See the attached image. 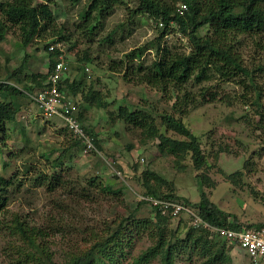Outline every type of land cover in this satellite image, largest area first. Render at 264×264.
Here are the masks:
<instances>
[{
	"label": "rangeland",
	"instance_id": "rangeland-1",
	"mask_svg": "<svg viewBox=\"0 0 264 264\" xmlns=\"http://www.w3.org/2000/svg\"><path fill=\"white\" fill-rule=\"evenodd\" d=\"M87 5V0L76 3L55 0L51 9L58 26H64L67 35H71L69 42L61 43L69 68L65 80L69 84L83 82L76 96L70 91L68 93L80 104L83 124L97 134L101 149L84 153L81 147L72 146L59 174L62 181L71 184L79 179L100 177L104 184L121 189L123 195L117 201L116 198L100 197L88 188L89 192L92 191L90 199H82L83 207L74 209L66 189L51 192L47 186H34L36 177L44 173L51 175V162L76 141L64 131L65 125L60 118L46 120L41 117L32 98L36 89L25 91L26 95L17 100L20 107L17 121L7 126L4 157L0 155L2 175L14 182L8 190L1 192L7 201L0 211V264H36L17 254V246L22 245V241L10 229L14 221L22 222L28 228L47 231L50 237L45 238L44 246L52 255L53 262L67 264L68 256H72L70 253L79 252L72 247L80 246L79 250L89 245L87 233L105 220L129 213L154 218L156 210L140 202L143 195L138 177L147 168L172 182L178 197L199 203L204 194L229 215L230 222L236 219L241 225L261 224L264 227V135L261 128L264 125V71L259 72L257 78L262 91L261 108L253 103L254 92L249 96L241 86L222 83L217 76L207 82L192 80L188 84L187 90L199 104L183 116V122L199 138L207 166L201 171L196 170L190 157L177 166L173 157L160 152L157 139H145L140 129L120 120L118 110L126 107L131 111L147 112L154 118L155 126L164 133L161 116L174 112L175 98L139 85L132 70L130 78L134 77L133 82H127L124 75L132 63H126V56L135 49L150 48L158 43L162 49L188 54L189 41L175 33L160 38V25L146 15L134 14L138 7L136 0L117 6L100 24L98 33L89 37L84 33L81 19ZM108 36H111L110 41ZM18 39L13 30L0 43V82L15 84L22 89L29 85L23 75L48 72L50 60L45 45L51 43V37L36 39L26 48L18 44ZM242 41L241 54L247 65L264 68V37L255 41L245 37ZM70 43L74 47L71 50ZM86 53L93 58L91 63L81 62ZM155 58L156 50L146 51L142 63L148 66ZM24 59L23 75L15 80L11 76L23 65ZM113 63H121L118 71L110 70ZM134 63L136 66L137 62ZM211 87L217 93L216 99L211 102L202 100V94ZM89 91L100 93V98L96 99L98 102L84 101L83 93ZM244 94L250 98H244ZM0 101H3L1 97ZM168 134L183 139L173 132ZM3 161L9 163L6 170L3 169ZM135 165L138 166L137 172L133 171ZM202 175L207 176L210 182L202 183ZM181 218L187 219L185 216ZM178 221L176 218L171 228L175 229ZM152 244L153 239L145 235L136 241L132 254L140 255ZM244 255L235 250L229 254L232 261L226 264H253ZM201 263L202 259L196 258L191 262L184 258L177 261V264ZM151 264H159V261Z\"/></svg>",
	"mask_w": 264,
	"mask_h": 264
},
{
	"label": "trees",
	"instance_id": "trees-1",
	"mask_svg": "<svg viewBox=\"0 0 264 264\" xmlns=\"http://www.w3.org/2000/svg\"><path fill=\"white\" fill-rule=\"evenodd\" d=\"M78 2V0H72ZM126 1L134 0H87V9L81 14V28L89 37H94L99 30L100 24L112 14L117 6ZM138 7L134 11L136 15H146L162 27L161 37L175 33L185 37L190 44L188 54H177L168 48H161L160 43L150 48H139L127 54V67L124 78L127 82H133L132 74L139 85L153 88L163 94L174 96V112L165 113L161 116V126L165 132L155 126L154 118L142 110L131 111L126 107H120L118 116L126 125L140 129L145 139H157L158 148L163 155L175 159L176 165H180L188 157L191 158L193 167L201 171L207 166L206 155L202 149L199 138L185 125L183 116L190 109L197 108L199 101L187 90L188 84L194 80L196 83L210 81L217 76L222 83H235L241 86L247 95L254 92V104L262 107V91L257 82L258 73L264 68L259 65L250 68L241 54L242 39L249 37L251 40L264 37V0H136ZM180 2V4H179ZM55 0H0V43L5 40L9 31L15 32L19 38L18 43L26 48L36 39L51 37V43L45 45L49 57V69L46 74L23 75V65L15 70L11 77L15 80L20 76L27 80L29 85L20 89L15 84L0 82V155L4 157V141L7 139V126L17 121L20 107L17 100L26 95L25 91L35 92L47 87V79L53 67L62 54L60 50L50 51L49 48L55 43L69 42L71 35L64 26H58L51 6ZM179 4V7H178ZM185 4L187 9L183 12L180 5ZM108 41L111 36H108ZM106 41V40H104ZM107 42V41H106ZM70 43L69 49H73ZM156 50L155 60L148 66L142 63L146 51ZM93 58L84 54L81 62L91 63ZM134 62H137L134 66ZM121 63H113L110 67L112 72L118 71ZM115 70V71H114ZM20 80V79H18ZM83 82L67 80L61 83L63 91H70L77 95ZM33 86L35 88H33ZM213 87L202 94V100L214 101L217 93ZM92 91V90H91ZM83 99L87 103H95L100 93H83ZM244 94V98L248 99ZM9 99V101H7ZM263 117V114H261ZM81 113L78 119L83 123ZM263 135H264V125ZM64 131H68L65 127ZM86 131L95 138L98 149H101L97 134L92 129ZM173 132L183 139L169 136ZM71 135V134H70ZM73 147H81L80 143L72 144L63 153L52 161L53 172L45 173L36 177L35 187L47 186L54 192L57 189H66L68 196L73 200V208H82V199H90L93 190L100 197L116 198L117 201L123 195L121 189H113L109 184H104L100 177H91L88 180L79 179L73 184L62 181L59 174L63 169L66 154ZM10 157V156H9ZM11 158V157H10ZM9 163L3 161V169L6 170ZM135 165L133 171L137 172ZM231 179L234 176L230 177ZM143 196H154L163 200L179 202L195 209L202 219L214 227L229 228L242 231L252 228H264L263 225H241L235 219L229 221V215L211 203L206 195H202L199 203H193L186 198L176 195L173 183L169 182L158 172L147 168L139 175ZM202 183H209L207 176H201ZM14 185L13 180L7 179L0 171V211L6 205V197L1 194ZM20 185H18L19 187ZM79 188V189H78ZM141 203H146L140 201ZM176 218L164 215L156 211L154 218L140 217L135 213L117 215L113 220H105L98 228H93L87 233L89 238L86 247H72L79 252L70 253L67 264H151L158 260L159 264H177L178 259L186 261L202 259L201 264H226L232 261L229 254L235 250L245 254L235 243L212 234L204 228H194L190 225V219L177 218L178 226L171 228ZM183 225V227H182ZM182 228V229H181ZM10 229L19 236L22 245L17 246L16 252L28 262L36 264H55L52 255L44 246L45 238L50 237L47 231L36 228H28L24 223L14 221ZM181 229V232H180ZM150 236L153 244L140 255L134 256L132 249L136 241ZM245 257V255H244ZM130 260V261H129ZM129 261V262H128ZM251 262V261H250Z\"/></svg>",
	"mask_w": 264,
	"mask_h": 264
},
{
	"label": "built area",
	"instance_id": "built-area-1",
	"mask_svg": "<svg viewBox=\"0 0 264 264\" xmlns=\"http://www.w3.org/2000/svg\"><path fill=\"white\" fill-rule=\"evenodd\" d=\"M187 9L185 4L180 5L183 12ZM60 50L58 62L53 67L47 79V87L32 96L41 117L46 120L60 118L70 132L76 143H80L84 153L98 152L95 138L86 131L85 125L78 119L80 114L79 103L74 101L73 95L61 89L60 85L68 74V64L65 61V52L61 43L52 44L50 51ZM89 71V69H86ZM143 160V159H142ZM141 201L146 202L157 212L170 215L173 218L185 216L190 219L194 228H204L212 234L235 243L253 264H264V228H252L242 231L223 227H214L204 221L198 212L182 203L163 200L154 196H142Z\"/></svg>",
	"mask_w": 264,
	"mask_h": 264
},
{
	"label": "crops",
	"instance_id": "crops-1",
	"mask_svg": "<svg viewBox=\"0 0 264 264\" xmlns=\"http://www.w3.org/2000/svg\"><path fill=\"white\" fill-rule=\"evenodd\" d=\"M81 113V112H80ZM83 119V118H82ZM83 121V120H82ZM84 122V121H83ZM87 128V127H86Z\"/></svg>",
	"mask_w": 264,
	"mask_h": 264
}]
</instances>
